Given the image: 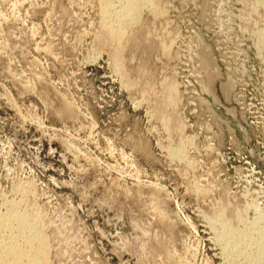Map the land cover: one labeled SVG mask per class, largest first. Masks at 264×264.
I'll return each mask as SVG.
<instances>
[{
  "label": "rangeland",
  "instance_id": "374dc122",
  "mask_svg": "<svg viewBox=\"0 0 264 264\" xmlns=\"http://www.w3.org/2000/svg\"><path fill=\"white\" fill-rule=\"evenodd\" d=\"M124 6L0 0V217L46 264H253L264 0L141 1L119 35Z\"/></svg>",
  "mask_w": 264,
  "mask_h": 264
},
{
  "label": "bare ground",
  "instance_id": "6f19581e",
  "mask_svg": "<svg viewBox=\"0 0 264 264\" xmlns=\"http://www.w3.org/2000/svg\"><path fill=\"white\" fill-rule=\"evenodd\" d=\"M125 1H126V4H128L127 8H126V6H124L126 9L125 8H124L125 10L122 9L123 12L119 11L121 14L120 13L117 14V12L115 13L117 16L120 14L118 16V21H117L118 25L117 26L115 25L116 28H114L115 34L117 32L119 35L121 32V28L123 27L124 23L128 20V18L130 17V20H134V17L131 15L136 13L137 5L141 4V1L145 3L146 0L145 1L144 0H125ZM101 12H102V10H101ZM106 12H107V8L104 7L103 8V14ZM107 13H106V15H108ZM12 209H14V208H12ZM15 213H13V212L10 214L7 213V215L5 214L6 216L3 215L4 217H0V229H3V232L7 233L6 235L0 234V264H46L47 263L45 261V257H46L45 254L47 251L46 250V244H45L46 239H44V237L41 235V232H40L41 230L40 231L38 230V228L36 227L34 222L32 224H29V221L26 220L27 217L25 215L24 216L15 215ZM259 219H261V218H259ZM11 223L16 224L15 231H13ZM215 223L216 222H214V224ZM250 226H252V225H250ZM228 231L225 230L224 235H222L223 238L222 237H220V238H222V239L228 238L227 240L229 241L231 238L234 239L235 236L237 238L238 235L240 237V236H243V234H245V233L242 234L240 230H239L240 232H238V231H237L238 233L236 232V235L234 234V232L230 233ZM262 231H264V229ZM1 233H2V231H1ZM5 233H3V234H5ZM257 234H258V232H257ZM251 238H252V236H251ZM251 238L249 239V237H248L247 240L250 241ZM240 239L239 240L237 239V240L240 242ZM234 240H236V239H234ZM220 241H221V239H220ZM238 241H237V243H238ZM222 243H223V241H222ZM251 243L252 244L254 243V245L257 244L256 248H259V250L257 251L258 255L256 254L258 256V258H256V256H254V257L257 260H259V262L261 260L263 261V262L261 261L259 264H261V263L264 264V243L262 242L261 239L259 242H256L255 240H251L250 244ZM235 245H236V243H235ZM235 245L232 244L230 246L229 244L228 245L226 244L227 248H230L228 251H226L227 253L225 252L228 258H231L230 256H232L233 253H235V252L240 253L241 250L243 252V248L241 249L240 247H237L238 244L236 245V248H235L234 247ZM228 246H230V247H228ZM254 248H255V246H254ZM244 250H245V248H244ZM255 258H254V260H255ZM257 260L255 262L252 261L253 264L257 263L258 262ZM229 261H230V259H229Z\"/></svg>",
  "mask_w": 264,
  "mask_h": 264
}]
</instances>
